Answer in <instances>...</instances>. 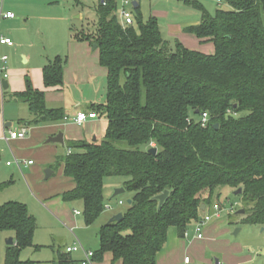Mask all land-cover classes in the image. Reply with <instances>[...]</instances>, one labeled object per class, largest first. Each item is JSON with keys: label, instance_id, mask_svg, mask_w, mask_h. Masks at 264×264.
I'll use <instances>...</instances> for the list:
<instances>
[{"label": "trees", "instance_id": "16d2710c", "mask_svg": "<svg viewBox=\"0 0 264 264\" xmlns=\"http://www.w3.org/2000/svg\"><path fill=\"white\" fill-rule=\"evenodd\" d=\"M218 1L228 9L215 15L188 2L201 19L185 33L212 43L211 55L180 43L172 48L155 18L143 21L140 7L133 8L139 29L136 20L124 26L116 0L99 1L96 24L71 28L74 40L97 46L108 72L107 101L92 106L108 128L102 141L67 144L70 153L57 165L75 188L63 200L82 202L89 227L105 211L108 180H122L133 201L122 222L100 229L95 261L110 253L121 264H157L169 229L184 238L201 220L202 206H212L225 187L242 189L244 223L264 226V0ZM66 62L58 57L45 66L47 88L64 85ZM25 83L11 98L29 107L32 125L66 119L62 109L47 108L45 93L30 78ZM204 113L205 128L199 124ZM165 191L169 196L159 209L156 198ZM36 229L24 204L0 207V235L10 233L15 241L6 247L4 264H35L20 258L25 249H40ZM67 263L60 251L56 264Z\"/></svg>", "mask_w": 264, "mask_h": 264}, {"label": "rangeland", "instance_id": "374dc122", "mask_svg": "<svg viewBox=\"0 0 264 264\" xmlns=\"http://www.w3.org/2000/svg\"><path fill=\"white\" fill-rule=\"evenodd\" d=\"M82 2L84 9H77V0H61L60 5H55L52 11L63 12L69 10L67 21L58 22L55 24H76L78 28L82 25L97 23V17L95 14L96 7L99 4V0H78ZM127 1V0H126ZM131 1V0H130ZM140 4V13L143 21H148L150 18H155L158 21L160 30L163 38L168 41L172 48L176 47L177 43L182 44L184 47L190 50L199 51L202 53L214 54V46L209 44H203L198 38L193 35L187 34L184 31V25L197 23L201 19V14L198 10L188 5V2L197 1L201 3L206 10L211 14L215 15L218 9L227 10L228 7L218 0H135ZM117 2V0H116ZM1 4V3H0ZM8 4V3H7ZM123 5V4H122ZM122 6L118 9L121 10ZM81 9V10H80ZM131 9V8H130ZM1 12V10H0ZM133 19L137 30L139 29V23L135 19V12L132 9ZM57 15V13H55ZM29 15V14H28ZM32 12L29 16H34ZM36 15H41L38 13ZM79 17V18H78ZM27 16H23L20 22H12L2 20L0 21V34L10 35L13 39L18 38L22 43L31 44L32 41L41 45L40 38L33 32H28L33 24H44L36 18L28 19ZM26 20V21H25ZM12 24H20L13 26ZM53 34L50 30L44 31L42 37L45 40V48L49 51L56 49L55 39L52 38ZM58 42V41H57ZM61 44L57 48L60 47ZM63 52L59 56L67 61V45L66 42L62 44ZM90 54H97L98 51L90 49ZM19 55V54H18ZM0 57H3L0 54ZM20 58V56L18 57ZM9 72V70H8ZM10 77V73H9ZM9 81V79L7 80ZM65 93L64 101H69L70 95L75 96L76 87L69 86L64 83ZM105 87L107 88L106 84ZM100 87H98L99 89ZM97 88L87 87L82 93H77L78 96L86 98H93L98 94ZM81 91V90H80ZM105 92H108L105 90ZM10 93V90H7ZM82 94V95H81ZM102 95V94H101ZM100 95V96H101ZM105 95V93H104ZM4 92L0 94V116L2 104L7 110L13 107V111L20 112L22 110L21 105H16L12 102L8 103L4 100ZM9 96V95H7ZM98 97L96 95L95 99ZM106 97V96H105ZM49 99L58 101L56 95H50ZM65 101V102H66ZM5 102V103H4ZM90 104V102H88ZM86 105H89V104ZM58 105V104H50ZM84 107V106H83ZM12 109V108H11ZM26 109V108H25ZM85 111V110H84ZM23 112L18 115L22 117ZM26 123L30 122L31 127L32 120H22ZM93 129V128H92ZM91 132L87 134L88 142H93L94 138L96 141H102L103 136L97 135L98 130L95 127ZM68 131L73 136L84 137L88 133L86 126L78 127L77 125H69ZM90 134H93L91 136ZM91 136V137H90ZM56 144V143H55ZM58 144L44 145L41 148H49L50 146L56 147ZM152 147V146H151ZM155 147V145H153ZM62 154L67 152V149H63ZM26 151L24 160L31 161L34 164V168L27 167L23 168V175H14L16 169H8L6 163L8 161L13 162L14 159L7 151L0 162V185L5 187L0 191V207L10 202H17L24 204L29 213L35 218L37 229L34 235V244H40L42 247L38 251L33 249H25L21 252L22 261H31L36 264H53V252L48 246L56 245L57 247H64L66 244H72L75 235H77L82 242L95 252L100 251V243L96 238V231L102 225L110 221V218L116 216L119 213H123L128 208L127 200L130 199L131 195L126 193L118 198H112L114 190L118 187H112V185H118L122 180H108L107 191L105 194L106 204L105 211L96 221L94 225L85 230H81V226L76 228L73 226L74 223H70L76 212L79 213V220H83V204L79 201L66 202L63 200V195L69 192L71 182L64 175V169L62 166L57 165L56 158L58 154H49L48 152H32ZM24 151L22 154H24ZM9 154V157H8ZM69 154V152H68ZM62 155V156H63ZM64 157V156H63ZM15 170V171H14ZM48 170L54 171V175L46 179V172ZM238 190L229 187L221 188L219 193L214 197L213 207L221 206L222 212L219 213L218 217L212 218L210 222L202 228V242L197 241V221H193L187 230V236L184 237L182 242L189 248L190 252L186 255L187 258L192 261V264H264V226L251 225L244 223V215H239L238 212L244 209V202L241 194L236 195ZM219 195V198H218ZM119 201H123L124 204L120 205ZM233 209V212L230 211ZM62 210V212H61ZM212 214L211 206L207 208L206 212L200 214L201 218L206 215ZM83 228V227H82ZM83 228V229H84ZM171 230V229H170ZM236 230L239 233L235 235ZM73 231V232H72ZM170 234V231H169ZM10 233H2L0 235V264H4L6 256L7 240L10 238ZM201 238V239H202ZM169 241V235L167 243Z\"/></svg>", "mask_w": 264, "mask_h": 264}, {"label": "crops", "instance_id": "0c3cea01", "mask_svg": "<svg viewBox=\"0 0 264 264\" xmlns=\"http://www.w3.org/2000/svg\"><path fill=\"white\" fill-rule=\"evenodd\" d=\"M124 1L126 0H117L118 9L122 6ZM131 1L136 2L135 0H131ZM60 2L61 0H4L3 4L0 2L1 3L0 4V10H1L0 21L6 20V21H12L15 23V22H20L21 21L20 19L23 16H27L29 20L30 18L37 17V20H40L41 22L44 23V24H33L30 30H28V32L30 33L34 31V33L39 36L41 45L38 44L39 42L35 43L34 41H32L31 44L22 43L21 41L18 40V38L13 39L8 34H5V35L0 34L1 36L11 38L12 41L14 42L13 47L0 45V54H2V56L8 57L7 68L10 73V77L8 81L9 83L8 90H10V93H7V91H4L3 86L0 83V94L4 92L3 97L5 101H7L6 99L7 97H9L8 103L12 102L16 105H21L22 110H20V112H23L22 117H19L18 115H16V114L20 115V112L18 110H16V113H15L13 111L14 110L13 107H11L12 109L9 108L8 110L6 107H4L3 113L0 116V162L2 160V156L7 151H9L14 161L13 162L8 161L6 163V166L8 169H11V168L16 169V171L14 170L15 172L13 173V176L17 174L20 175V173L23 175V172H22L23 168L26 169L27 167H30L33 170L35 166L34 164L28 165V162H31V161L24 160V155L26 153V151L24 150H30L36 153L39 152V154H43V152H48L49 154L50 153L58 154L61 151L63 152V150H61L60 147H63V149H67V144L70 142L87 140V134L91 132L92 128L94 129L96 127L99 132L97 133V135L100 137V134H102L101 135L103 136L102 138L105 137L106 132H107L108 120L105 117L101 116L96 111L95 112L98 114L97 119H94V120L89 119L82 125H78L74 121L78 113L94 112V109L92 106H98V105H102L106 103L107 92H105V90H107L108 88V72L100 64L99 53H98V56L97 54H90L89 51L93 46H91L88 42H78L72 38L71 28L73 26L75 27L76 24H55L56 21L58 22L67 21L68 15H69V10H65L63 12L52 11L55 5H60ZM136 3H137V7L133 6V8L140 7V4L138 2ZM76 6L78 10L79 8H81L82 10L84 9L82 2L78 0H77ZM31 12L35 15L29 16ZM1 13H4V14L13 13L15 14L16 18L13 20L1 19ZM38 13H41V15H36ZM55 13H57V15ZM199 23L200 21L199 22L197 21V23H191V24L189 23V24L184 25V31L186 28L191 27V26H196ZM12 25L20 26V24H12ZM45 29L51 31V33L53 34L52 38L53 39L56 38L55 42L58 46L61 44L60 47L57 48V45H55L56 49L52 48L51 51L48 52V50L45 48L46 46L45 40L42 39ZM65 42H66L67 49H68L67 51L68 59H67L65 69H64V83L69 86L76 87L77 89L75 91L76 93L75 96H72L71 94L69 101L65 100L66 102L64 101V93H65L64 85L61 87H57V88H47L43 80V69L50 62L60 57L59 54L63 52L62 44ZM202 43L209 44L208 42L206 43L202 42ZM209 54L211 55L212 53H209ZM19 56L20 58H18ZM27 77L30 78L35 89L45 93L47 108L48 109H62L66 113L65 120L58 122V123L43 124V125H39L35 127H31L30 122L26 123L25 121H22V120H29V118L33 121L34 118L31 115L29 111V107L26 104L13 100L11 96H13L16 93H21L25 90V87H26L25 81ZM105 84L107 88L105 87ZM91 85L93 86V88H97L96 90H99L98 94H96L98 95L96 99H95L96 95L93 98L91 97V98H86V99L83 96L77 95V93L79 92L82 93L83 91L86 90L87 87L89 86L91 87ZM98 87L100 88L98 89ZM52 94L56 95L59 100L55 101L54 99H51V98L49 99L48 97H50V95ZM88 102H90V104ZM87 103L89 105H86ZM50 104H58V105H50ZM69 125H77L78 127L86 126L89 132L86 133L84 137L73 136L68 131ZM23 128H26L28 130L25 139L11 141L9 143L4 141L3 137L7 130H21ZM59 132H62L64 135L63 145L58 144L56 147L50 146L49 148H45V149L41 148L43 144L44 145H50V144L56 145L55 143H48L47 141L50 137L57 136ZM90 135L93 136V134H90ZM23 151H24V154H22ZM62 152L60 154H62ZM68 152L69 151L67 149V152L65 151V154L64 155L62 154V155L67 156ZM62 155H59L56 158L57 162L60 157H63ZM8 157H9V154H8ZM16 159L22 163L20 167H17L15 165L14 162ZM8 163H11V165L8 166ZM54 173L55 172L53 171L51 177L54 175ZM68 179L71 182L69 191H72L75 188V183L73 182L72 179L70 178ZM107 186L108 185H106L105 194H106L107 188L109 187ZM112 187L120 188L122 187V185L120 183L118 185L117 184L112 185ZM211 209H212V206H211ZM202 211L206 212L207 208H205V210H202ZM74 216L75 217H73L72 220H70L71 221L70 223H74L73 224L74 227L79 228V226H81L80 229L85 230L84 228L85 226L87 229H90L91 226L89 227L85 224L84 218L83 220H79V217H80L79 214L78 215L76 214ZM113 217H111L110 220ZM103 226L101 225L96 231V238L99 243H100L99 231ZM170 229H169L170 234L168 232L169 241L168 243H166L164 249L159 253L157 257V264H186V259L188 257L186 255L190 252V250L188 246L186 247L185 243L181 241L184 238L180 236L178 230L174 227H171ZM74 236H75V240L73 239L72 244H66L64 245L63 248L57 247L55 244L48 246V248L52 249V252H53V259H52L53 264H56L59 252L61 251V253L66 254V248L74 246L77 240H79L87 250L96 253L95 250L88 247L86 243L84 244L82 240L77 235H75V232H74ZM197 237H198V234H197ZM198 241L202 242L203 238L202 239L197 238L196 242ZM35 245L39 246L40 248L42 247V245L40 244L39 245L35 244ZM31 249H33L34 251H38V249H34V248H31ZM67 256L71 262L70 264H80L84 259V255L82 252H74L72 254H67ZM95 264H121V263L114 262L112 254L106 253L104 257L102 258V260L96 261ZM190 264H192L191 260H190Z\"/></svg>", "mask_w": 264, "mask_h": 264}, {"label": "built area", "instance_id": "2783aa9c", "mask_svg": "<svg viewBox=\"0 0 264 264\" xmlns=\"http://www.w3.org/2000/svg\"><path fill=\"white\" fill-rule=\"evenodd\" d=\"M101 1L105 5L106 0H101ZM0 2L3 4L4 0H0ZM132 9H133V2L132 1L127 0V1L123 2L122 8L118 12V15H119V18L121 20V23L124 26H132L134 24ZM15 18H16V16L13 13H6V14L1 13V19L13 20ZM0 45L13 47L14 42L12 41L11 38L4 37V36L0 35ZM7 62H8L7 56L0 57V83L1 84H3L4 81H7L9 79ZM1 113H3V107L1 109ZM97 118H98V114L95 111L94 112H88V113L80 112V113H78V115L74 121L78 125H82L89 119L94 120ZM199 124L203 128L208 126V124H209L208 113H204L201 116ZM27 132H28V130L26 128H23L21 130H7L4 134L3 139L7 143H9L11 141H16V140H23V139H25ZM153 145L154 144H152L151 146L153 147ZM14 163L17 167H20L22 165V163L17 159L15 160ZM31 164H32V162H28V165H31ZM10 165H11V163H8V166H10ZM119 204L123 205L124 202L120 201ZM222 210L223 209L219 205L214 206V207L212 206V209H211L212 214L206 215L204 218H202L200 221H198V224H197L198 238H200V239L202 238V233H201L202 228L208 222H210L212 220V218L218 217L219 213H221ZM230 212L232 213L233 209ZM76 214L78 215L79 213L76 212ZM186 236H187V232L185 233L184 237H186ZM74 252H82L83 253L84 259L80 264H95V262H96L95 261V253L87 250L79 240H77V242L74 246L66 248L67 254H72ZM186 264H190V260L188 258L186 259Z\"/></svg>", "mask_w": 264, "mask_h": 264}, {"label": "water", "instance_id": "95a60500", "mask_svg": "<svg viewBox=\"0 0 264 264\" xmlns=\"http://www.w3.org/2000/svg\"><path fill=\"white\" fill-rule=\"evenodd\" d=\"M133 6L134 7H137V3L136 2H133ZM79 18V17H78ZM97 49V46L96 45H93V50H96ZM3 90L4 91H7L9 89V83L8 81H4L3 84ZM9 126V125H8ZM218 125L215 126L216 129H218ZM48 143H56V144H61L63 145L64 144V135L62 132H59L57 136L55 137H50L47 141ZM93 142H96V138H94ZM150 154L152 155H156L157 154V149L156 148H153L151 149L150 151ZM53 171L52 170H48L46 172V179H49L52 175ZM126 190L125 188L123 187H120V188H116L114 190V193H113V196L112 198H118L124 194H126ZM239 194H242V189H239L237 192H236V195H239ZM169 196V191H165L163 194L157 196V200L159 201V209L162 208L163 204L165 203V201L167 200ZM133 201L132 199H128L127 200V204L130 206L132 205ZM202 210H205V206H202ZM239 215H244L245 214V211L244 210H241L240 212H238ZM123 221V213H119L117 214L116 216H114L110 221H109V224L110 223H114V222H117V223H120ZM239 233V230H236L235 232V235H237ZM7 246H14L15 245V241H14V238L10 237L8 240H7ZM216 264H219L218 261H216Z\"/></svg>", "mask_w": 264, "mask_h": 264}]
</instances>
